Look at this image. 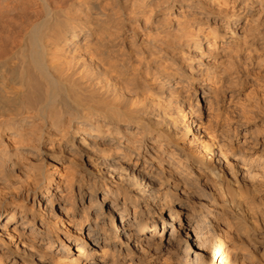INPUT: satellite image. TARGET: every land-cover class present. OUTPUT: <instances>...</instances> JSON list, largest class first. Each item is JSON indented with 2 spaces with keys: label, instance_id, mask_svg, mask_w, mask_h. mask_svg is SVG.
<instances>
[{
  "label": "bare ground",
  "instance_id": "obj_1",
  "mask_svg": "<svg viewBox=\"0 0 264 264\" xmlns=\"http://www.w3.org/2000/svg\"><path fill=\"white\" fill-rule=\"evenodd\" d=\"M189 86L199 115L185 121L186 146L203 151L215 134L213 171L222 193L210 190L221 197V207L213 206L218 219L197 228L147 173L151 200L137 186L127 196L101 192L93 202L74 186L69 205L53 188L51 206L37 195L33 207L60 233L55 259L264 264V2L0 0V154L20 145L23 155L38 140L45 163L63 172L49 154L65 147L56 137L66 126L95 127L101 136L110 128L135 130L142 120L152 127L177 101L188 111ZM198 234L205 249L190 262V238ZM0 235L7 240L2 227Z\"/></svg>",
  "mask_w": 264,
  "mask_h": 264
},
{
  "label": "clouds",
  "instance_id": "obj_2",
  "mask_svg": "<svg viewBox=\"0 0 264 264\" xmlns=\"http://www.w3.org/2000/svg\"><path fill=\"white\" fill-rule=\"evenodd\" d=\"M184 93L188 111L177 101L171 110L165 111V118L157 119L152 127L142 120L135 124V130L110 128L101 136L95 127L80 126L73 131L71 125L66 126L56 137V146L65 147L60 155L49 154L56 164L64 165L63 172L55 164L45 163L38 140L23 155L19 154L20 145H16L17 151L11 155L5 148L0 154V219L7 216V221L0 227L7 233V240L0 235V264H65L54 258V250L61 243L60 233L45 224L33 207L38 203L37 195L47 198L51 206L53 188L69 205L74 186L93 202L101 192L127 196L137 186L144 199L151 200L153 186L142 175L147 173L148 178L158 182L162 192H171L187 209L189 221L196 222L197 228L206 224L208 218L218 219L213 206L221 207L216 203L221 197L214 196L210 190L222 193L217 184L220 174L213 171L212 162L211 149L217 147V141L214 134L203 151H192L186 146L189 132L185 121L189 116H198L199 110L192 102L194 90L189 86ZM233 123L227 121L228 125ZM232 138L236 139L235 130ZM256 147L253 144L248 151L251 153ZM65 150L67 156L63 155ZM221 152L225 158L231 155V150L221 148ZM256 159L252 156L253 162ZM261 171L264 172V167ZM57 176L59 182L55 179ZM30 198L32 204H29ZM204 201H208V206ZM67 212L71 215V206ZM37 220L41 221V229L36 228Z\"/></svg>",
  "mask_w": 264,
  "mask_h": 264
},
{
  "label": "rangeland",
  "instance_id": "obj_3",
  "mask_svg": "<svg viewBox=\"0 0 264 264\" xmlns=\"http://www.w3.org/2000/svg\"><path fill=\"white\" fill-rule=\"evenodd\" d=\"M4 221L5 220L2 219L1 222L3 223ZM202 236H204V235L203 234H198L197 236H195L196 238L195 237L190 238V243L192 244L194 242L192 244V246H191L192 250L190 249L189 254H188V258H190V262H195L194 260L197 258V256L199 257V250L198 249H205V242L203 241V237Z\"/></svg>",
  "mask_w": 264,
  "mask_h": 264
}]
</instances>
